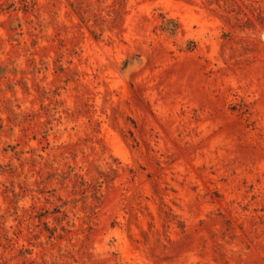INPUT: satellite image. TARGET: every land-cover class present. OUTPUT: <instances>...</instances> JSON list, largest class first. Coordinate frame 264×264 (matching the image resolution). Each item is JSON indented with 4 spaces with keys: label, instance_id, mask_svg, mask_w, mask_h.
Masks as SVG:
<instances>
[{
    "label": "rangeland",
    "instance_id": "rangeland-1",
    "mask_svg": "<svg viewBox=\"0 0 264 264\" xmlns=\"http://www.w3.org/2000/svg\"><path fill=\"white\" fill-rule=\"evenodd\" d=\"M0 264H264V0H0Z\"/></svg>",
    "mask_w": 264,
    "mask_h": 264
},
{
    "label": "trees",
    "instance_id": "trees-1",
    "mask_svg": "<svg viewBox=\"0 0 264 264\" xmlns=\"http://www.w3.org/2000/svg\"><path fill=\"white\" fill-rule=\"evenodd\" d=\"M170 22L174 23V29L172 31L175 32L177 30V23H175L174 21H170Z\"/></svg>",
    "mask_w": 264,
    "mask_h": 264
}]
</instances>
